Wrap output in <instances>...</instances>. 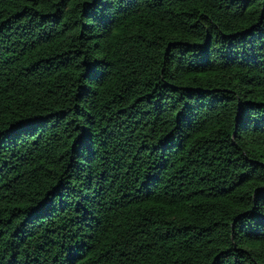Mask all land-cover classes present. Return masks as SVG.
Returning a JSON list of instances; mask_svg holds the SVG:
<instances>
[{
  "label": "trees",
  "instance_id": "1",
  "mask_svg": "<svg viewBox=\"0 0 264 264\" xmlns=\"http://www.w3.org/2000/svg\"><path fill=\"white\" fill-rule=\"evenodd\" d=\"M0 264H264V0H0Z\"/></svg>",
  "mask_w": 264,
  "mask_h": 264
}]
</instances>
